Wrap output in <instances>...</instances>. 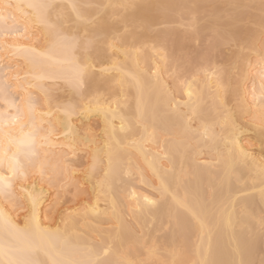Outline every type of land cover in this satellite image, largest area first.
Instances as JSON below:
<instances>
[{"label": "bare ground", "instance_id": "obj_1", "mask_svg": "<svg viewBox=\"0 0 264 264\" xmlns=\"http://www.w3.org/2000/svg\"><path fill=\"white\" fill-rule=\"evenodd\" d=\"M255 1L0 0V192L5 193L0 197L7 204L0 201V264H255L264 246L259 191L264 124L253 97L264 90V46L252 63L237 47L247 59L238 55V70L232 62L233 68L224 67L236 70L237 77L230 76L234 83L232 71L222 68L219 59L225 46L242 47L250 34L253 43L243 47L249 53L256 49L254 40L264 31L257 26L264 0ZM205 36L211 39L209 51L198 53L197 63L182 62L192 56L186 52L191 43ZM65 52V62L53 65ZM75 65L85 69L80 89L72 83ZM165 77L172 81L170 88ZM136 78L144 83L142 95L132 86ZM56 80L74 91H68L74 100L64 104L48 96L45 84ZM182 82L199 95L194 112L182 105L178 112L168 107V100L187 99ZM121 83L127 100L118 106ZM238 98L247 101L246 111ZM141 101L153 138L134 144L133 136L139 142L142 129L121 133L119 117H134ZM109 107L118 109L115 119ZM91 118L97 119L98 136ZM111 124L117 127L115 135ZM204 126L214 135H202ZM81 149L86 150L83 180L89 195L79 207L60 210L51 204L49 188L59 190L62 182L73 181L69 163ZM137 182L140 187L131 184ZM100 184L101 211L93 214L88 205L95 203L92 189ZM41 192L42 227L55 230L65 210L79 211L61 238L30 243L15 229L24 226L28 194ZM145 196L155 204L146 205ZM221 197L230 201L227 224L211 212L214 199ZM13 208L23 210L21 217ZM197 217L210 226L202 244L193 226ZM261 258L258 264H264Z\"/></svg>", "mask_w": 264, "mask_h": 264}, {"label": "snow or ice", "instance_id": "obj_2", "mask_svg": "<svg viewBox=\"0 0 264 264\" xmlns=\"http://www.w3.org/2000/svg\"><path fill=\"white\" fill-rule=\"evenodd\" d=\"M34 52V50H31ZM31 63V56L26 57ZM163 59L164 57L161 56ZM67 59L66 52L63 56L56 57L52 60L53 65H59L65 62ZM75 71L72 79L73 85L80 89L83 84V72L85 69L81 68L79 65L74 66ZM121 91H122V98H118L116 103L119 106L120 103L127 100L126 94H124V84L121 83ZM132 86L135 87L138 92L143 93V87L144 83L141 79L136 78L133 80ZM182 86L184 88V95L187 97V99L183 101H177V100H168V107L173 112H178L180 110L181 105L186 108H191V110L194 112L198 106V100L199 95L198 93L194 92L192 89V86L188 82H182ZM163 95V93H162ZM254 103L259 105V111L262 116V124H264V90H262L260 97H253ZM237 104L240 106L241 111L247 110V101L238 98ZM91 109V104L88 105V110ZM118 109H112L109 107L107 109L108 112L113 113V119H115V113ZM120 123H119V131L121 133H130L133 132L134 128L142 129V134L140 137L139 142L136 140V138L133 136L132 143H147L150 142L153 138V133L149 131L148 125L146 122V108L145 105L141 102H139L135 109V116L134 117H125L121 115L119 117ZM190 117L188 118L190 123ZM229 117H224V123H228ZM112 128V134L115 135L117 131V127L115 124H111ZM202 135L206 137H211L214 135V132L212 129H210L208 126H204L202 128ZM41 175L44 174L43 166H41L40 169H38ZM260 175L264 177V165L261 166L259 169ZM0 187H3L2 182H0ZM61 190H66L64 186H61ZM213 193L215 190H212ZM261 197L264 198V180L261 181V187L259 189ZM93 195L95 196V203H90L88 205L89 209L92 211L93 214H96L97 212L101 211L98 208V203L101 199V196L104 194V187L103 184L93 186L92 189ZM76 194H74L75 196ZM28 202H29V208L25 213L24 217V226L22 228H16L15 232L19 234L20 236L24 237L25 240L29 241L30 243H43L45 238H52L55 237L57 239L61 238L63 235V232L67 229V226L72 222L73 217L78 214V209H70L65 210L64 213L61 214L60 220L57 224V227L55 230L48 228V227H42L40 220H39V214H38V206L40 205L41 201L43 200V193L28 194ZM132 198L134 200L138 201V197L136 196L135 192L132 193ZM144 203L146 205H154L155 201H152L150 198L145 196ZM212 215H214L218 222H223L227 224L230 221V201L227 197H221L220 199H214L212 209H211ZM6 223V222H5ZM63 226V229L61 228ZM193 226L198 229L199 236L198 239L200 243L202 244L205 239L209 238L210 235V226L209 223L205 218L197 217L194 222ZM51 264H60L59 261L53 260Z\"/></svg>", "mask_w": 264, "mask_h": 264}, {"label": "rangeland", "instance_id": "obj_3", "mask_svg": "<svg viewBox=\"0 0 264 264\" xmlns=\"http://www.w3.org/2000/svg\"><path fill=\"white\" fill-rule=\"evenodd\" d=\"M253 1V0H252ZM255 1V0H254ZM259 1V0H258ZM258 1H257V3H258ZM256 2V1H255ZM255 2L254 3H252L253 5H255ZM264 2V1H263ZM251 4V5H252ZM256 5H258V4H256ZM264 5V4H263ZM253 7H255V6H253ZM264 7V6H263ZM50 9V8H49ZM52 9H53V12H55L56 10H57V8L56 7H53L52 6ZM56 9V10H55ZM264 9V8H263ZM263 12H264V10H263ZM50 13H52V12H50ZM53 14V13H52ZM49 15H51V14H49ZM54 15V14H53ZM55 17V16H54ZM56 18H58V15H56ZM50 19L53 21V17H52V15L50 16ZM57 22L58 23V20L56 19V20H54V22ZM113 21L115 22L116 20H114L113 19ZM259 21V20H258ZM259 24V25H258ZM67 26H69L70 27V24L68 25H66V26H64V27H67ZM118 26H120V25H118ZM257 26H259L260 28H262L263 26H264V14H263V18H261L260 19V21L257 23ZM257 26H254L255 27V29H257L258 27ZM63 27V28H64ZM257 27V28H256ZM119 28H121V26L120 27H118V29ZM259 29V28H258ZM263 29V28H262ZM261 29V30H262ZM259 32H260V34L258 33H256V31H255V34H257L258 36L256 37V40H254V44H255V48L256 49H254L253 51H256V53H257V55L252 51V53H254V54H252L251 52L249 53L247 50H245V48L243 47V46H246L248 43H251L250 42V40H252V38L254 37H251V34H250V36H248V37H251L250 39L248 38H246V40L244 41V42H242L243 43V45H242V47H239L240 45H234V44H228L227 45V48H226V46H225V48H223V49H225L224 50V53L222 54L221 53V55H220V60L222 61L221 63H222V68H224V67H227V65L229 66V65H232L231 67L233 68V64L232 63H234L235 64V66H234V69L236 68V70H238L239 69V67H238V65L236 64V63H238L239 61H240V59H244L243 57L244 56H242L241 54H238V51L239 50H241V52H242V54H244L245 52H246V55L248 54V58H249V61L248 62H250V63H252L251 61H253V60H255L257 57H258V55H260L261 56V54L263 53L262 52V50H263V48H261V47H263L264 46V33H262V32H264L263 30H262V32L259 30ZM0 33H2V32H0ZM67 33H68V30H67ZM75 34V33H74ZM74 34H72V36L74 35ZM69 35H71V32H70V34ZM252 35H254V34H252ZM70 37V36H69ZM76 37V35H74V38ZM206 38H209V42H208V40L206 39ZM71 39H73V38H71ZM254 39V38H253ZM199 40H201V41H199ZM197 42H196V44L195 43H191L192 45L194 44V46H190V48H188L189 49V51H186V52H189L190 53V55H192V56H190L189 54H188V56H190V57H185L184 59H182V62H185V63H187V60L189 61V62H196L197 61V59H198V57H199V54L198 53H200L201 54V52L203 51L205 54L209 51V47H208V51H206L205 52V49H207V46H210L209 44H211V39H210V37H203V40L202 39H199ZM205 40H207V41H205ZM207 43V45H204V43ZM241 43V44H242ZM252 43H253V41H252ZM251 43V44H252ZM202 44H203V46H202ZM232 45H234V46H232ZM248 45H250V44H248ZM201 46V47H200ZM254 45H252V47H253ZM204 48V50H203V48ZM237 47L238 48H244V50H242V49H238V51H237ZM249 47V46H248ZM196 48H200L198 51H196ZM202 49V50H201ZM247 49V48H246ZM259 49V51L261 50V52L260 53H258L259 51H257ZM249 51H251L250 49H248ZM264 51V50H263ZM237 52V53H236ZM241 52H239V53H241ZM248 52V53H247ZM184 53V52H183ZM204 53L202 54V55H204ZM186 54V53H185ZM198 54V55H197ZM237 54V57H238V55H241L240 57H242V58H240V57H238L237 59H239V60H237V59H234ZM182 55V53L180 54V57H182L181 56ZM201 55V56H202ZM222 55H223V58H222ZM256 55V56H255ZM185 56H187V54L185 55ZM184 57V56H183ZM227 59V61L228 62H226L224 59L225 58ZM256 57V58H255ZM195 58H197L195 61H194V59ZM200 58V57H199ZM201 59V58H200ZM200 59H199V61H200ZM247 58H245L244 60H246ZM179 60H180V58H179ZM235 60H237V62L235 61ZM180 62H181V60H180ZM232 62V63H231ZM197 63V62H196ZM200 63H201V61H200ZM231 63V64H230ZM239 63H241V62H239ZM226 65V66H225ZM240 65V64H239ZM231 67L229 68H224V69H229L230 71H232V72H234V73H229V70H228V73H229V77L231 76V74H232V76H234V78H236L237 76H236V70L235 71H233L234 69H232L231 70ZM237 74H238V72H237ZM231 76V77H232ZM236 76V77H235ZM231 77H230V82H232V80H231ZM166 79V85H167V87L168 88H170V86L172 85V81H170V79L168 78V77H165ZM235 80V79H234ZM47 84H45L46 85V91H47V93L49 92V91H51V92H49L48 93V96L49 97H51V99H55L57 102H61V103H66V102H68L69 101V99H70V101H71V98H72V100H74L75 98H74V96L72 97L71 95L72 94H74V93H72V91L73 90H69V86L67 87L65 84H63L62 82H60V81H57L56 80V82L55 81H53V82H46ZM169 83V84H168ZM232 83H234V82H232ZM231 83V84H232ZM65 85V86H64ZM170 85V86H169ZM233 85V84H232ZM234 86V85H233ZM232 86V87H233ZM249 83H248V81L246 82L245 81V83H244V88L246 89V91H248L249 90ZM248 87V88H247ZM9 91H10V93H11V89H9ZM70 93H72L70 96L68 95V94H70ZM74 92V91H73ZM171 92H173V88L171 87ZM75 95V94H74ZM55 96V97H54ZM61 97L62 96V99L61 98H59V97ZM64 96H65V98H64ZM67 96V97H66ZM14 97L16 98V96L14 95ZM42 98H43V96H42ZM74 98V99H73ZM54 100V101H55ZM48 101H49V99H48ZM54 101H53V105H51V106H54ZM45 104L46 103V101L44 102V100H43V102H42V104ZM52 103V102H51ZM60 103V104H61ZM1 104V103H0ZM49 104V103H48ZM56 104V103H55ZM58 104V103H57ZM59 104V105H60ZM63 104V105H64ZM2 105V104H1ZM0 105V108L2 109L3 107ZM248 114L247 115H245V120H247L248 119ZM247 117V118H246ZM92 119V120H91ZM90 119V123H89V125L91 124V126H93L92 127V129H93V131H94V133H95V135H99V131L97 132V130H98V127H96V126H99V125H97L98 124V122L96 121L97 119L96 118H91ZM96 119V120H95ZM90 126V127H91ZM94 127H96L95 128V130H94ZM250 134V135H249ZM249 134H247L248 135V138H247V141L248 142H246V138L244 139L245 141L244 142H246V143H249L250 141H251V139H250V137H251V133H249ZM250 136V137H249ZM84 151H82V149L80 150L81 152H79L78 151V154H77V157L74 159V162H71V163H69V167H71L72 168V166L74 167L73 168V170L74 171H72V178H71V180L73 179V177H74V179H73V181L69 184V185H67L66 183H69V182H62L63 183V185H64V187H65V189L66 190H61V186H62V184H61V186H59V190H58V188L56 189V188H49V195H51L50 197L52 198L51 200H52V203L51 204H56V207L58 206L59 208H60V210L63 208V209H65V207H74V208H76L77 206L79 207V205H80V203H84V201L86 200V197L89 195V193H88V191H87V183L86 182H84V180H83V178H84V176H83V173H84V170H85V168L87 167V165H85L86 164V162H87V157H86V153H85V149H83ZM86 160V161H85ZM85 162V163H84ZM83 170V171H82ZM74 172V173H73ZM83 177H82V176ZM133 177V176H132ZM34 178V177H33ZM36 178H38L37 176H35V180L36 181H41V180H38V179H36ZM135 178H136V176H134V181H135ZM130 179H133V178H130ZM71 180H69V181H71ZM77 180V181H76ZM83 180V181H82ZM133 181V182H134ZM137 181V180H136ZM132 182V181H131ZM38 183H41V182H38ZM77 183V184H76ZM43 184V183H42ZM86 184V185H85ZM133 186H136L137 184V186L136 187H138L139 186V182H137L136 184L135 183H131ZM141 185V184H140ZM142 185H144V184H142ZM141 185V186H142ZM43 186L46 188H48V186H47V183L44 185L43 184ZM145 186V185H144ZM143 186V188L141 187L140 189H146L147 191H148V186L146 187H144ZM140 187V186H139ZM82 188V189H81ZM53 189H56V190H53ZM78 189H79V191H78ZM138 190H139V188H137ZM144 190H139V191H144ZM151 191V192H150ZM51 193V194H50ZM144 193H146V192H144ZM148 193V192H147ZM149 193H153V191L151 190V189H149ZM74 194H76L75 196H74ZM3 197H0V201L2 200V203H4V206H7V204H6V202H5V200H4V198L2 199ZM56 198V199H55ZM89 198V197H88ZM87 198V199H88ZM84 199V200H83ZM54 201V202H53ZM59 201V202H58ZM79 201V202H78ZM86 202V201H85ZM60 203V204H59ZM51 205H49V206H47V208H49ZM57 207V208H58ZM62 209V210H63ZM17 212H16V211ZM13 211H15V213H16V216L17 217H21V215L23 214V210H18V209H14L13 208ZM133 224H130V226H131V228L133 229V226H132ZM134 229H136V231L134 230ZM134 232H136L135 233V236H139L140 234H138V230H137V227H135V225H134ZM264 244V243H263ZM263 248V249H262ZM264 246L263 247H261V249L259 250V252H258V254L260 255V253H261V255L259 256L258 255V258H256V261L259 263L260 262V260H257V259H260L261 258V256H263L262 258H261V260L264 258ZM255 261V264H258L257 262Z\"/></svg>", "mask_w": 264, "mask_h": 264}, {"label": "clouds", "instance_id": "obj_4", "mask_svg": "<svg viewBox=\"0 0 264 264\" xmlns=\"http://www.w3.org/2000/svg\"><path fill=\"white\" fill-rule=\"evenodd\" d=\"M5 193L4 192H0V195H4Z\"/></svg>", "mask_w": 264, "mask_h": 264}]
</instances>
